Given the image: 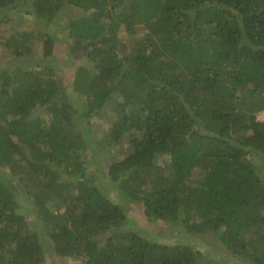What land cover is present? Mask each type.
I'll list each match as a JSON object with an SVG mask.
<instances>
[{"label":"trees","instance_id":"trees-1","mask_svg":"<svg viewBox=\"0 0 264 264\" xmlns=\"http://www.w3.org/2000/svg\"><path fill=\"white\" fill-rule=\"evenodd\" d=\"M0 45V264H264V0H0Z\"/></svg>","mask_w":264,"mask_h":264},{"label":"rangeland","instance_id":"rangeland-1","mask_svg":"<svg viewBox=\"0 0 264 264\" xmlns=\"http://www.w3.org/2000/svg\"><path fill=\"white\" fill-rule=\"evenodd\" d=\"M21 13L19 15L9 17L11 22H14V23H9L8 27L6 25L8 29L11 28V31H12L13 29L22 30L23 28H25L27 30H33V32H36L38 30H43L42 24H40L36 20L33 22L32 17L30 15H25L24 13L23 15H21ZM119 35L120 36L126 35L128 38L127 33L126 34L123 33L122 30L120 31ZM62 37L65 38L64 41L63 40L57 41V39L55 40L56 42L54 44V48H55L54 55L56 56L57 61H54V63H57L60 66H63V69L65 68L63 73L66 77L64 76L62 80L63 82L67 83V80H68L67 74L71 73L70 69L72 68V66L70 64H65L64 62H61L64 58H66L65 53L67 50V46L69 45V41L66 38V32L63 34ZM38 39L39 37H36V36L32 37L31 46L34 48L35 52H38L39 47H40V40ZM6 57H7L6 51L4 47L0 45V61H3ZM110 109H111L110 105L106 106L104 108V111L101 112L102 114L101 116H99L98 118L95 117L92 119L93 124H94L93 126L94 130L99 135H103L102 131H104L107 128V126L110 125V122H111L110 116H109V114H111ZM256 119L264 121V110L256 113ZM113 194L114 193H111L110 195L114 197ZM136 213L137 211L133 209L132 214L134 215ZM41 223H42L41 220H36L32 222L30 225L36 227L38 230L41 231L42 229ZM144 229L148 231L147 228H144ZM153 229L155 230V233L153 234L156 235L158 238L161 237L165 240L169 237H184V238L188 237L192 244L199 243L200 245L199 247L201 249L210 252V254L212 255L218 254L217 258L220 257V254L218 253V251L214 249V248L218 249L219 244L216 241L215 236L211 232H207L205 234L187 232V230L180 225L169 223V222L167 223V222H158V221L155 223V227H153ZM46 256L47 257L45 258L43 264H72L74 262V260L61 262L58 257H56L54 254H51V253H47Z\"/></svg>","mask_w":264,"mask_h":264}]
</instances>
